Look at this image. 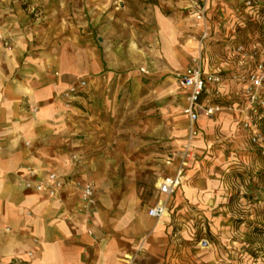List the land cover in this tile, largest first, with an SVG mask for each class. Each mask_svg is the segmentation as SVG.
Instances as JSON below:
<instances>
[{
    "label": "crops",
    "instance_id": "0c3cea01",
    "mask_svg": "<svg viewBox=\"0 0 264 264\" xmlns=\"http://www.w3.org/2000/svg\"><path fill=\"white\" fill-rule=\"evenodd\" d=\"M255 3L264 14V0ZM24 4L0 0V264H185L176 238L218 194L207 171L229 153L251 155L243 123L253 115L232 76L264 60L255 27L264 16L244 0ZM32 4L41 5L40 19L29 15ZM240 45L258 47V56L238 53ZM200 46L203 72L226 76L206 84L200 103L232 109L199 115L195 147L213 163L190 164L156 220L148 209L165 197L155 181L175 173L189 125L177 75ZM81 80L86 86L65 99ZM51 173L62 183L55 195L47 192ZM27 181L45 189H27ZM87 183L95 204L85 212Z\"/></svg>",
    "mask_w": 264,
    "mask_h": 264
},
{
    "label": "rangeland",
    "instance_id": "374dc122",
    "mask_svg": "<svg viewBox=\"0 0 264 264\" xmlns=\"http://www.w3.org/2000/svg\"><path fill=\"white\" fill-rule=\"evenodd\" d=\"M32 1L36 0H23L25 6ZM41 10L40 4H32L28 11L30 16L40 19ZM257 15L264 16L261 9ZM255 27L260 30L257 40H264V32L261 31L264 29V20L258 19ZM199 53L200 48L191 57L190 65ZM86 84L85 80H81L78 85H74V94L66 97L64 92L63 97L70 100L78 93V86L85 87ZM258 118L262 120L259 121ZM254 121L261 123L259 126L258 122L257 126L264 132V109H259L258 116L252 118L253 123ZM191 126L189 122L184 141L177 151L175 164L176 169L185 165L184 177L190 164L195 165L198 162L199 165L208 167L213 163L207 160L202 162L205 156L195 147L198 133L192 137ZM189 142L193 155L184 158L182 151ZM249 142L253 147L250 150L251 155L238 156L229 153L224 161L218 160L214 163V171H207L218 180V194L215 195V205L210 212L195 216L186 224L185 236L178 234L176 238L174 250L179 256L186 254L185 264H264V153L251 142L250 137ZM160 178L162 177L156 179L155 187ZM160 200L163 197L157 198L155 203ZM89 208L82 207L85 212Z\"/></svg>",
    "mask_w": 264,
    "mask_h": 264
},
{
    "label": "built area",
    "instance_id": "2783aa9c",
    "mask_svg": "<svg viewBox=\"0 0 264 264\" xmlns=\"http://www.w3.org/2000/svg\"><path fill=\"white\" fill-rule=\"evenodd\" d=\"M244 7L251 10L255 15L259 14L260 7L255 0H244ZM205 15V8L200 7L198 14L196 15L197 19L203 20ZM208 34L204 31L200 35V43H203L207 40ZM237 52L243 55H253L258 56L259 51L258 47L254 46L252 50L246 51L243 46L237 47ZM200 51L196 57L193 58L192 64L182 73L177 75L179 85L187 91L186 98V107L184 109L185 114L189 118V122L192 124L190 128L191 136L196 135L195 123L199 115L205 117H212L216 112L226 108L231 110L232 108L227 106L224 107L221 104L208 103L207 105H202L200 99L203 95L204 89L208 82L221 83L226 76L225 75H209L203 72V59H202V47L200 46ZM142 71H144L142 69ZM233 79L241 80L244 84L243 94L247 99L248 105L251 107L253 118L258 116L259 109H264V60H259L256 62L254 68L238 76H232ZM85 85L84 82L81 83ZM76 92L74 86L67 89L65 96L69 97L70 95ZM243 128L248 130L250 133L251 142L262 149L264 153V132H261L257 124L246 121L243 123ZM184 158H190L192 153V147L190 142L186 144L184 150L182 151ZM185 165H180L175 170L173 175L164 176L159 179L157 183V188L159 192L165 197V199L158 201L148 209V215L156 220H159L163 217L168 211V200L169 198L177 191L179 186L183 183ZM32 173V172H31ZM48 180L51 184L47 188L49 195H55L58 188L62 186L61 181L57 178L54 173L48 175ZM24 187L27 189H35L36 191H43L45 187L40 183L25 182ZM81 203L84 209L89 208L95 204L94 199V190L91 183H87L82 187L81 190Z\"/></svg>",
    "mask_w": 264,
    "mask_h": 264
},
{
    "label": "trees",
    "instance_id": "16d2710c",
    "mask_svg": "<svg viewBox=\"0 0 264 264\" xmlns=\"http://www.w3.org/2000/svg\"><path fill=\"white\" fill-rule=\"evenodd\" d=\"M257 120L261 121L262 119H261V118H258ZM259 121H258V122H259ZM254 122H255L256 124L258 123V122H256V121H254ZM258 124H259V126H261V123H260V122H259Z\"/></svg>",
    "mask_w": 264,
    "mask_h": 264
}]
</instances>
